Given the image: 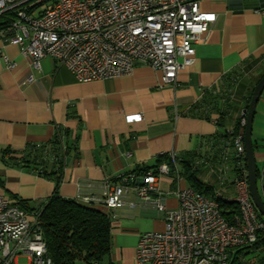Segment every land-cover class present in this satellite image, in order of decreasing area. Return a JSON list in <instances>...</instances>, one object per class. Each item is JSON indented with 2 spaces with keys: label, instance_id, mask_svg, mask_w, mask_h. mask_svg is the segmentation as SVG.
I'll use <instances>...</instances> for the list:
<instances>
[{
  "label": "crops",
  "instance_id": "1",
  "mask_svg": "<svg viewBox=\"0 0 264 264\" xmlns=\"http://www.w3.org/2000/svg\"><path fill=\"white\" fill-rule=\"evenodd\" d=\"M200 9L215 13V20L195 44L192 62L178 71L172 84L163 83L161 72L144 64L134 65L128 74L78 82L51 56L40 60L39 69L33 68L17 44L0 37V51L14 63L7 68L0 59V194L33 205L54 193L70 199L98 198L104 182L119 172L152 170L161 155L194 151L206 156L200 161V172L207 177H199L214 184L218 195L234 199L232 180L219 182L210 172L215 162L209 160L208 145L217 131L212 120L217 114L206 119L195 106L210 90L231 92L238 102L227 109L221 131L241 117L264 70V0H201ZM29 76L32 82L26 83ZM136 114L141 118H128ZM257 122L264 124V88L255 106L252 131ZM58 130L63 158L58 184L32 167L9 166L1 159L10 151L49 143ZM251 138L255 160L260 161L264 136L260 148ZM51 165L49 161L47 171ZM170 172L158 176L157 186L166 207L174 209L178 201L170 191L177 179ZM178 184L187 186L182 178ZM135 202L130 195L115 210L103 208L115 213L110 259L116 264H133L139 233L162 229L163 213L129 205Z\"/></svg>",
  "mask_w": 264,
  "mask_h": 264
},
{
  "label": "built area",
  "instance_id": "2",
  "mask_svg": "<svg viewBox=\"0 0 264 264\" xmlns=\"http://www.w3.org/2000/svg\"><path fill=\"white\" fill-rule=\"evenodd\" d=\"M51 1L37 10L38 4ZM201 0H0V37L17 44L30 65L51 56L66 67L78 82L106 79L144 64L161 72L172 84L177 73L192 62L195 44L207 35L215 13L200 9ZM264 11V9L262 10ZM7 68L11 62L0 51ZM26 83L32 82L29 76ZM237 101L233 93L227 95ZM140 119L141 115L128 116ZM217 116H213L215 123ZM245 119L226 131L219 160L210 168L219 182L228 177L229 163L236 164L232 178L239 213L231 219L220 211L215 198L191 186H180L181 176L173 152L161 155L156 168L141 174L122 171L103 184L101 197L79 199L115 210L133 195L135 203L163 213L162 229L139 233L134 249L136 264H227L229 252L254 243L264 230L249 195L243 132ZM259 181L264 186V155ZM175 169L176 186L170 191L178 201L166 207L158 176ZM264 191V188L263 190ZM218 195V194H217ZM115 213L113 212L111 218ZM0 264H52L42 237L39 212H27L0 194Z\"/></svg>",
  "mask_w": 264,
  "mask_h": 264
},
{
  "label": "trees",
  "instance_id": "3",
  "mask_svg": "<svg viewBox=\"0 0 264 264\" xmlns=\"http://www.w3.org/2000/svg\"><path fill=\"white\" fill-rule=\"evenodd\" d=\"M7 20L6 16H0V24ZM263 74L264 70L259 78ZM252 90L253 88L249 93L247 103ZM229 93L225 91L221 93L219 91L212 92L210 90L195 106L196 113L206 119L212 113L217 114L215 120L217 131L208 145V149H211V157L208 159L210 161L214 160L215 164L219 160L225 140L227 141L230 138L227 134V129L221 131L224 127L225 114L232 103L238 102L235 100L230 101L227 97ZM240 118L232 124L235 133L237 132L236 127ZM254 146L255 143L253 142V149ZM59 147L60 131L58 130L49 143L38 147L30 145L23 151H10L8 154L1 155V159L9 166L32 167L39 174L52 178L58 184L63 167V158L59 155ZM205 157L202 154H196L194 151L175 155V161L180 166L178 172L187 186L193 187L206 197L215 198L221 213L226 218L231 219L233 215L239 213L236 202L226 200L222 195H217L215 185L199 177L200 161ZM49 161L52 165L50 170L47 171L46 165ZM156 165L152 169H155ZM229 165L230 174L232 173V176H234L237 170L236 164L232 160ZM148 170L151 169L139 168L134 171L141 174ZM258 180L259 170L256 165V183ZM260 188L257 183L258 192L264 200L262 195L264 186L262 188L260 184ZM15 204L27 212H39L42 237L46 245L47 255L51 258L52 264H101L105 259L106 264H116L110 259L113 246L112 225L110 212L104 210L106 207L94 203L87 204L77 199L64 198L57 193L37 205L29 204L26 200L21 199H15ZM258 217L264 224V218L260 214ZM263 246L264 230L257 233L254 243L232 249L229 252L227 264H238V257L243 250Z\"/></svg>",
  "mask_w": 264,
  "mask_h": 264
},
{
  "label": "water",
  "instance_id": "4",
  "mask_svg": "<svg viewBox=\"0 0 264 264\" xmlns=\"http://www.w3.org/2000/svg\"><path fill=\"white\" fill-rule=\"evenodd\" d=\"M264 88V74L255 83L247 106L243 109L241 117L245 119L243 132V144L245 150V163L247 168V179L249 195L258 213L264 218V200L261 198L256 183V161L252 142V123L255 106Z\"/></svg>",
  "mask_w": 264,
  "mask_h": 264
},
{
  "label": "rangeland",
  "instance_id": "5",
  "mask_svg": "<svg viewBox=\"0 0 264 264\" xmlns=\"http://www.w3.org/2000/svg\"><path fill=\"white\" fill-rule=\"evenodd\" d=\"M50 3H51V1L42 2V3L37 5L36 9L41 10L44 7H46L47 5H49ZM262 124L257 122V125H256V123H255L253 126V131H252L254 141L259 144V148L262 147V144H263L262 138L264 136V124H263V126H262ZM255 161H256L257 167L260 168L262 166L260 161H258L257 159ZM178 168H180V166H177V169ZM170 173L174 176L176 173L175 169L172 168ZM229 173H230V171H229ZM202 174L203 173L200 172V176H203V178L205 179L207 176L205 177V174H203V175ZM227 177H228V179L230 178L229 179L230 181L232 180L231 175H228ZM208 180L210 181V180H212V178L208 179ZM257 183H258L259 188H260V181L258 180ZM218 187L220 188V186H218ZM260 190H261V188H260ZM262 195L264 197V191H262ZM146 231H151V230H146ZM238 258H239L238 264H264V246L260 247V248L243 250ZM101 264H106V259ZM133 264H136L134 259H133Z\"/></svg>",
  "mask_w": 264,
  "mask_h": 264
}]
</instances>
